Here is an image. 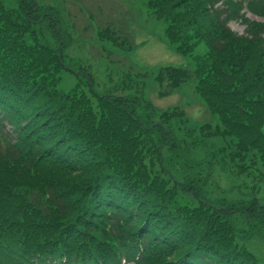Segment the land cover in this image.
Wrapping results in <instances>:
<instances>
[{
    "label": "trees",
    "instance_id": "trees-1",
    "mask_svg": "<svg viewBox=\"0 0 264 264\" xmlns=\"http://www.w3.org/2000/svg\"><path fill=\"white\" fill-rule=\"evenodd\" d=\"M144 1L194 63L159 67L158 94L194 81L215 125L158 110L143 96L148 72L133 66L117 85L133 93L95 92L56 7L0 2V264H261L238 239L264 232V22L246 16L264 17V0ZM41 23L53 41L32 28ZM95 38L132 47L109 21ZM215 169L254 190L223 195Z\"/></svg>",
    "mask_w": 264,
    "mask_h": 264
},
{
    "label": "rangeland",
    "instance_id": "rangeland-1",
    "mask_svg": "<svg viewBox=\"0 0 264 264\" xmlns=\"http://www.w3.org/2000/svg\"><path fill=\"white\" fill-rule=\"evenodd\" d=\"M40 5H52L58 9L62 22L59 28L68 30L72 37V45L67 50L75 62L89 66L93 76V89L97 93L130 94L133 90H124L117 87L121 71L126 67L133 66L135 70L148 72L145 78L143 96L158 109L163 110L172 106H179L186 111V125L197 127L202 123L209 122L213 125L218 123L216 115L207 111L200 97L194 92V81L182 84L171 94L160 96L158 84L154 74L161 66L171 65L174 67L192 69L194 66L190 56H184L175 48L164 35V24L155 19L144 0H37ZM6 8H15L17 0H0ZM246 16L251 20L263 21V16H256L249 12ZM116 23L132 38V47L128 50L118 49L107 42H100L95 38V29L99 24L106 22ZM44 23L32 25L39 32V36H45L51 41V33ZM81 35L78 34V30ZM124 25L125 28L122 26ZM229 27L242 34L245 25L239 20H232ZM127 31H126V30ZM195 53L203 54L206 47L203 43L196 46ZM105 50L112 51V60L105 55ZM71 74L64 72L59 85L66 91L73 84ZM211 187L222 192L223 195L237 197L251 193V182L240 176L231 179L227 172L215 169ZM250 192V193H249ZM258 195L264 203V186H260ZM239 228H247L246 223L239 221ZM243 243L264 264V232L252 230L247 238L239 237Z\"/></svg>",
    "mask_w": 264,
    "mask_h": 264
}]
</instances>
